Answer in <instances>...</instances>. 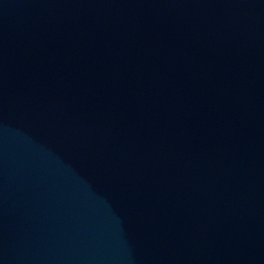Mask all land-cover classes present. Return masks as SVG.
Wrapping results in <instances>:
<instances>
[{
	"label": "water",
	"instance_id": "95a60500",
	"mask_svg": "<svg viewBox=\"0 0 264 264\" xmlns=\"http://www.w3.org/2000/svg\"><path fill=\"white\" fill-rule=\"evenodd\" d=\"M0 264H264V0H0Z\"/></svg>",
	"mask_w": 264,
	"mask_h": 264
}]
</instances>
